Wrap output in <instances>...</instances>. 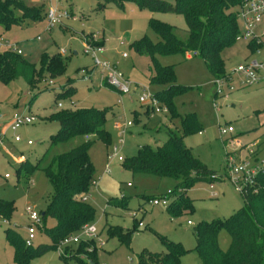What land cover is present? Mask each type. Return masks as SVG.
Returning a JSON list of instances; mask_svg holds the SVG:
<instances>
[{
  "label": "rangeland",
  "instance_id": "rangeland-1",
  "mask_svg": "<svg viewBox=\"0 0 264 264\" xmlns=\"http://www.w3.org/2000/svg\"><path fill=\"white\" fill-rule=\"evenodd\" d=\"M19 1L29 7L31 15L36 17L39 12L41 17L35 21L25 20L15 11L14 15L19 18L17 25L9 29L0 26V37L17 44L21 59L33 65L30 68L34 69L35 73L39 72L42 56L56 55L58 49L64 50L63 56L58 55L65 58V66L61 75L52 78L48 73L42 72L41 77L34 78L29 86L20 77L8 84L0 82V132L14 114H20L26 109L33 117L30 125L20 127L14 132L5 131V138L0 147V199L12 204L9 226L0 225V264H14L12 250L3 236L4 229L10 228L24 239V226L27 223L22 214L24 207L29 205L40 213L50 194V186L40 171H34L29 178L21 174L16 177V164L21 162L16 160H21L19 157H22L34 162L45 151L51 157L76 146L80 141L77 138L47 148L50 136L57 131V124L51 122L48 117L60 110L87 108L106 110L103 128L109 137L107 144L94 140L88 150L95 173L94 184L86 194V204L93 212L89 225L94 226L98 240L84 238L77 231L72 235L78 237L77 244L58 243L56 249L34 257L29 264H87L92 262L94 257L95 264H136V258L141 252L162 254L164 241L179 243L186 251L180 258L181 264H200L193 249L192 229L198 223L227 219L243 207L242 197L234 192L227 181L221 179L212 183L215 197L210 196L207 190L209 184L205 182H197L187 188L184 195L191 202V210L178 217H171L160 207L150 206L148 199L160 197L168 190H172L175 198L179 190H173L175 182L171 179L146 174L131 175L121 168V163L112 159L108 161L109 174H103L105 155L110 152L111 147L118 146V131L115 125L132 122V127L128 129L119 150L123 159H131L138 147L152 144L155 140L156 143H162L164 132L181 133L180 117L193 114L199 132L183 137V143L198 163L207 170L222 175L223 156L232 147L228 144V137L220 140L225 144L224 148L221 146L217 134L218 127L230 126L242 148L255 144L252 148L254 155L258 158L264 157V82L234 90L226 98H217V110H214L213 78L199 57L185 60V54L179 53H156L150 57L136 54L131 47L143 37L152 44L158 42L155 33L148 28L150 19L172 27L175 37L184 41L186 34L181 16L149 13L129 3H124L121 8L105 4L98 10L97 4H101V0H58L57 4L51 2V5L67 10L69 19L63 20L60 26L46 32L43 30V13L49 6L48 0ZM237 26L238 30H241L239 22ZM101 36L105 39L102 57L116 65L125 79L147 88L149 93L154 94L164 88L149 84V78L153 75V63L159 67L172 68L174 83L185 88L172 101L174 117L172 113L150 115L137 103L138 93L119 98L114 90L104 83L99 84V76L95 70L87 82L80 80L78 70L91 68L90 59L82 53L81 43L89 40L98 44L101 42L98 39ZM255 36L259 43L256 46L253 44L252 52L257 53L251 55L249 43L242 41L234 42L220 52L225 73L247 59L264 60V14L255 29ZM37 37L39 40H36ZM73 52L76 55H73ZM121 54L125 55L124 59H121ZM261 77L264 78V69ZM49 80L53 83L51 86L47 85ZM67 81L69 83L64 88H69L71 95H67V98L64 95L63 100H55L56 93ZM232 84L235 85V79ZM56 103H60L62 108L58 109ZM134 119L138 122L135 123ZM14 135L20 138L19 142L12 141ZM27 141L30 145H26ZM4 174L9 178L3 179ZM139 207L143 209L141 228L128 216L130 211H136ZM187 222L190 225H187ZM52 224V221L46 220L45 228H50ZM109 227L129 231L128 244H120L115 236L109 235ZM41 228L35 233L32 248L38 244L50 243ZM98 241L103 245L99 246ZM216 243L218 249L225 253L229 239L224 230L218 231ZM60 254L64 255L67 263L59 259Z\"/></svg>",
  "mask_w": 264,
  "mask_h": 264
},
{
  "label": "trees",
  "instance_id": "trees-1",
  "mask_svg": "<svg viewBox=\"0 0 264 264\" xmlns=\"http://www.w3.org/2000/svg\"><path fill=\"white\" fill-rule=\"evenodd\" d=\"M240 2L241 0H173L172 3L164 0H101V4H97V9H101L105 4L121 8L124 3H129L149 13H171L181 16L186 34L184 41L175 37L172 27L150 19L148 28L155 33L158 42L152 44L143 37L131 45L133 51L138 55L150 57L156 53L182 55L195 52L212 78H220L225 75L220 52L235 42L234 38L238 33L235 14ZM15 11L25 20L35 21L41 17L36 11H34L36 17L31 15L29 7L19 0H0V26L3 29L17 25L19 18L14 15ZM99 43L98 45H102ZM248 43L249 51L252 53L254 43ZM64 59L58 54L42 56L39 72L35 73V70L30 68L33 65L27 64L21 56L2 53L0 82L8 84L20 77L29 86L34 78L41 77L42 72L54 78L63 73ZM20 67L21 70H18ZM68 83L65 82V86L56 93L55 100H63L64 95L66 98L67 95H71L72 91L64 88ZM149 84L164 86L153 95L171 115L173 99L185 89L174 83L172 68L159 67L153 63V75L149 78ZM105 114L106 110L93 108L60 110L53 113L48 119L57 124V131L50 136L47 148L76 138L80 140L79 143L66 152L49 157L45 151L34 162L25 158L16 164V177L21 174L29 178L34 171H40L50 186V194L44 209L39 213L41 232L48 237L50 243L38 244L35 248L26 247L24 239H21L14 230L4 229L3 236L12 250L14 264H29L34 257L41 256L50 249H56L60 241L75 234L82 225L91 223L93 212L86 201H82L94 179V169L89 160L88 150L94 140L104 144L109 141L103 128ZM134 121L138 122L136 119ZM180 121L181 133L164 132L162 143H156L155 140L152 144L142 145L131 159H123L121 162V168L131 175L146 174L175 182L173 190L179 191L173 198L171 190L173 200L170 199L165 209L171 217H178L191 210V202L184 195L187 188L197 182L213 183L215 180L211 176L216 173L198 163L183 143V137L199 132L195 116L186 114L180 117ZM242 200L243 207L227 219L198 223L192 229L193 249L200 264H264V190L248 194ZM11 212V202L0 199V216L9 220ZM46 220L53 222L48 229L45 228ZM219 230H224L229 239L225 253L217 247L216 237ZM108 234L115 236L120 244L127 245L129 242V231L109 227ZM163 246L162 254L141 252L136 258V264H181L180 258L186 253L181 245L164 241ZM59 259L63 263L68 262L62 254L59 255ZM87 264H95V257Z\"/></svg>",
  "mask_w": 264,
  "mask_h": 264
},
{
  "label": "built area",
  "instance_id": "built-area-1",
  "mask_svg": "<svg viewBox=\"0 0 264 264\" xmlns=\"http://www.w3.org/2000/svg\"><path fill=\"white\" fill-rule=\"evenodd\" d=\"M49 6L45 9L43 13V30L49 32L50 30L57 28L62 24L63 20L69 19V12L67 10L59 9L51 5V2L58 3V0H48ZM264 14V0H241L240 5L235 14L237 22H239L241 30H238L234 41L235 42H253L255 45L259 43V40L255 36V28L259 25L261 18ZM36 40H39L37 37ZM122 44V43H120ZM82 53L87 56L91 62V68L89 70L80 69L78 74L82 82H87L95 70L99 76V84H105L107 87L114 90L118 97L127 96L131 93H138L136 101L145 110L149 112L150 115L167 113L166 109L159 103V101L154 97L152 93L147 91V88L136 85L125 79L122 74L117 70L116 65L108 62L102 57L103 48L96 42H91L89 40H84L81 43ZM11 53L17 56H21V51L18 49L17 44L9 42L2 37H0V54ZM256 52H252L251 55ZM58 54L63 56L64 50L58 49ZM121 58H125L124 54L120 55ZM186 60L196 57L195 52H187L184 55ZM264 69V60L247 59L243 63L239 64L236 68L228 73H225L223 77L213 78V102L212 107L217 110V104L215 100L217 98H226L228 94L237 89H243L247 87H252L261 82V73ZM235 79V85H233V80ZM52 81H48L47 85L51 86ZM58 109L62 108L60 103H56ZM33 122V117L30 116L28 111L25 109L20 114H14L11 116L5 125V128L0 132V147L5 131L14 132L20 127L30 125ZM132 127V122L127 121L123 124L115 125L118 131V146H113L110 148V152L105 155V165L103 168V174H109V160H116L121 163L123 161L122 156L119 154V150L123 144V139L127 135L128 129ZM218 140L228 137V144L232 147L229 152H226L223 156L222 170L223 174L219 175L215 173L211 176L215 181L224 179L227 181L234 192L239 194L242 199H245L248 194H256L257 192L264 190V157L258 158L254 155V150L252 149L255 144L251 147L242 148L234 131L230 126L218 127ZM12 141L17 143L20 138L17 135L13 136ZM26 145H30L27 141ZM221 146L224 148L225 144ZM22 160V157H19ZM16 160V161H21ZM7 174L3 175V179H8ZM214 181V182H215ZM94 184V179L91 186ZM129 186V184H127ZM210 196L215 197L213 192L214 187L210 183L207 187ZM172 197L171 190L165 192V194L160 197L151 198L147 201L150 206L160 207L166 209L170 203ZM87 195L82 198V201H86ZM143 209L139 207L136 211H130L128 216L132 221L136 222L138 228L142 227L140 218L142 216ZM26 219V225L24 226V245L26 247L32 246V242L35 238V233L41 228V219L39 212H36L33 207L26 205L22 211ZM137 217L139 219L137 220ZM190 225L189 222L186 223ZM0 225L7 227L9 226V220L4 219L0 216ZM15 228V226H13ZM12 228V229H13ZM78 233L80 236L87 239H96V230L93 225L84 224L82 225ZM98 240V238H97ZM79 239L77 236H70L68 238L60 241V244H77ZM98 245L102 246L103 243L98 241Z\"/></svg>",
  "mask_w": 264,
  "mask_h": 264
},
{
  "label": "crops",
  "instance_id": "crops-1",
  "mask_svg": "<svg viewBox=\"0 0 264 264\" xmlns=\"http://www.w3.org/2000/svg\"><path fill=\"white\" fill-rule=\"evenodd\" d=\"M66 29H68L66 26H64ZM257 28V27H256ZM255 28V29H256ZM99 40H101L102 42H101V46H103V43L105 42V39L103 38V36H101L100 38H98ZM105 50V49H104ZM104 52V51H103ZM73 55H76V53L75 52H73ZM121 59H124V58H121ZM261 81H263L264 82V78L262 77V79H261ZM95 173V172H94ZM144 202V201H143Z\"/></svg>",
  "mask_w": 264,
  "mask_h": 264
}]
</instances>
